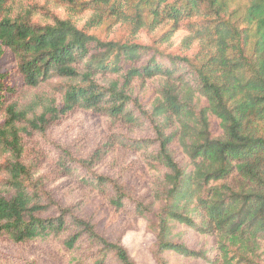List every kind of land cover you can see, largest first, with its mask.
Here are the masks:
<instances>
[{"label":"trees","instance_id":"1","mask_svg":"<svg viewBox=\"0 0 264 264\" xmlns=\"http://www.w3.org/2000/svg\"><path fill=\"white\" fill-rule=\"evenodd\" d=\"M59 1L98 26L188 35L166 54L0 0V60L15 57L29 90L62 83L25 103L0 74V241L33 255L0 264H136L99 228L140 220L156 264H264V0ZM81 111L106 125L95 148L50 158L46 134ZM144 129L153 138L134 137ZM78 172L80 201L54 200L47 188Z\"/></svg>","mask_w":264,"mask_h":264},{"label":"rangeland","instance_id":"2","mask_svg":"<svg viewBox=\"0 0 264 264\" xmlns=\"http://www.w3.org/2000/svg\"><path fill=\"white\" fill-rule=\"evenodd\" d=\"M18 1L23 9L33 12L35 23L46 25L56 20H70L78 26L80 30L94 35L102 41L137 43L148 46L149 48L152 47L166 54H180V46L184 38L188 35L185 28H183L172 35L169 42H165L163 36L171 30L169 26L166 25L154 31L143 30L139 32L133 31L134 29L131 25L118 24L115 20H104V22L98 26L95 22L91 23V18L94 15V11L92 10L83 11L84 9H81V7H69L61 4L59 0ZM194 51L195 49L189 52V54H192ZM15 61L16 59L11 53H6L0 60V74H10V85L19 86V95L25 103L36 94H60V86L62 83L58 80L33 90L25 88L21 77L16 74ZM105 130V123L96 114L83 111L76 113L65 124L58 128L51 129L46 134L45 144L50 151V158H57L61 149L70 146L76 148L77 144L84 145L87 149V153L91 152ZM134 137L137 139L153 138V134L148 129H144L136 132ZM96 172L99 174L109 173L108 166L104 164L98 167ZM81 177L82 174L78 172L73 179H62L53 186H49L47 190L52 192L54 200L63 205H75L81 199L80 189L75 187L76 182L79 181ZM94 210L95 207L93 205H88L84 210V214H91ZM125 224V221H122L113 227L104 228V226H101L99 230L110 239L121 236L123 245L136 264H156L151 253V247L155 242V238L146 231V222L140 220L137 224V229L123 233ZM27 249L16 247L5 241H0V258L9 259L12 257L20 262L30 261L33 255H31V249ZM33 250L36 251V248H33Z\"/></svg>","mask_w":264,"mask_h":264}]
</instances>
